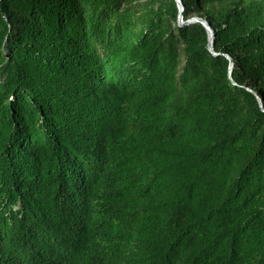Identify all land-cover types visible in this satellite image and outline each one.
<instances>
[{
  "label": "trees",
  "instance_id": "trees-1",
  "mask_svg": "<svg viewBox=\"0 0 264 264\" xmlns=\"http://www.w3.org/2000/svg\"><path fill=\"white\" fill-rule=\"evenodd\" d=\"M180 2L0 0V264H264V0Z\"/></svg>",
  "mask_w": 264,
  "mask_h": 264
},
{
  "label": "water",
  "instance_id": "water-1",
  "mask_svg": "<svg viewBox=\"0 0 264 264\" xmlns=\"http://www.w3.org/2000/svg\"><path fill=\"white\" fill-rule=\"evenodd\" d=\"M176 2H177L178 12H179V15H178L179 25L189 24V23H199V24H201L205 28V30L208 32V36H209L208 50L211 53H213L214 33H213V29L211 28V26L209 25L207 20L202 18V17H199V16H193L190 19H188L186 21H183V19H182L183 6H182L180 0H176ZM213 54L215 55V53H213ZM227 58L230 61V67H229V74H230L233 63H232V60H231V58L229 56H227ZM253 93L255 94V96L258 99V102L260 104V107L262 108L261 100L259 99L258 95L255 92H253Z\"/></svg>",
  "mask_w": 264,
  "mask_h": 264
}]
</instances>
